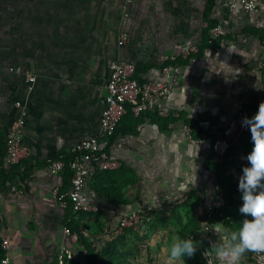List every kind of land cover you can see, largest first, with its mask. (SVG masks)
<instances>
[{"label": "crops", "instance_id": "crops-1", "mask_svg": "<svg viewBox=\"0 0 264 264\" xmlns=\"http://www.w3.org/2000/svg\"><path fill=\"white\" fill-rule=\"evenodd\" d=\"M208 1L108 0L128 2L121 17L127 26L119 35L126 37L125 43L119 46L117 42L115 45L114 41L105 43L97 38L92 48L80 46L77 52L66 51V48L56 53L61 54V58L56 56L48 63L52 73L59 72V79L46 80L45 113L29 114L27 127L21 134L24 146L32 151V156L30 152L23 160L26 164L32 163L30 178L25 185L18 179L10 182L14 191L9 186H0L3 216L0 236L9 240L11 264H49L64 246L78 259L84 258L80 244L71 241L63 231V209L52 195L54 187L61 186L62 176L51 171L46 159L96 131L109 64L118 59L134 63L141 80L169 83L168 96L151 104L148 113L163 117L183 115L208 135L197 142L190 137L183 119L171 123L165 132L145 116L135 134H119L113 139L109 149L111 156L141 179L140 184L150 198L164 196L169 199L173 195L188 194L186 197L196 200L199 196L202 225L210 221V226L220 233H201L205 240L200 242L205 248L230 237L233 231L210 216L211 209H218L223 199L221 191L209 182L211 173L204 163L211 152L212 137L224 149V157L228 160L224 170L228 177H231L229 167L234 164L231 152L239 148L245 150V146L236 141V115L243 106L252 113L264 91V75L255 68L260 56L258 42L264 35V26L259 24L260 17H264V0H259L257 13L244 11L238 5L231 8V0ZM206 8H209L208 19L226 31L225 43L202 47L194 58H183L179 52L182 47L202 41ZM113 11L117 23L118 13ZM100 36L99 32L96 37ZM165 65L169 71L160 74ZM34 85V90L43 87L41 82ZM39 99L44 101L41 95ZM59 102L64 105L57 106ZM89 110L91 115L87 114ZM123 177L117 174L114 178L118 189L122 187ZM147 196L143 195L146 200L141 204L130 201L127 194L126 201L120 203V194H116L110 207L105 203L100 205L102 210L115 214L130 213L140 206L154 204ZM244 219L246 217L241 214L240 224ZM240 224H236V230ZM247 254L241 264H252ZM216 263L221 264L218 260Z\"/></svg>", "mask_w": 264, "mask_h": 264}, {"label": "rangeland", "instance_id": "rangeland-1", "mask_svg": "<svg viewBox=\"0 0 264 264\" xmlns=\"http://www.w3.org/2000/svg\"><path fill=\"white\" fill-rule=\"evenodd\" d=\"M107 1L0 0L1 139L6 137L7 130L14 118L15 110L13 107L15 99L20 97L26 101L29 114L32 113L33 115L34 113V116H36L38 114L37 111L45 113L46 80L59 79L57 75L59 72L52 73L48 65L49 62L55 60L56 56L61 58V54H56L57 52L66 50V48V51L77 52L80 46L90 49L97 38H100L105 43L114 41L115 45L116 42L118 44L119 35L125 32L124 28L127 26L121 17L124 16L125 6L128 2ZM113 9L118 13L117 23L113 18ZM99 32L101 36L96 37ZM110 36L112 37L110 38ZM195 44V41L191 42L182 47L179 52L183 48H193ZM17 66L24 71L15 72L14 68ZM27 75L34 76L35 82L43 84V87L39 89L40 91L37 88L34 90L35 82L32 84L33 86L24 85L27 81ZM69 75L71 77V71ZM37 90L40 94L37 93ZM39 95L43 96L44 101L40 102V99L38 100ZM261 102H264V91L261 94L259 105ZM56 105L59 107L63 106L64 102H59V105ZM259 105L252 108V113L249 110L248 113L251 117L257 113ZM41 106H44V110H42ZM35 108H38V110ZM247 110L248 108L246 107V112ZM87 114L91 115L90 110ZM26 127L27 124L25 129ZM244 140V151L239 148L236 152H231L233 155L232 159H234V164L229 167L230 172H228L231 177H234L235 174L238 175L236 178H240L243 167L250 166L246 157L253 149L251 132L244 137ZM196 141L199 142L200 140ZM236 141L241 143V138ZM214 150L216 151L215 159L217 161L226 158L224 157V149L219 144L217 149L214 148ZM28 154L32 156V151L29 148H27L26 153L23 154L19 161L25 160L29 156ZM208 171L211 173L209 182L216 187L213 180V172L211 170ZM123 176L122 187L119 189L120 198H123L125 202L127 194H129L130 201L142 204L146 200L143 199V195L147 196L145 193L147 191L143 190L140 184L141 179L131 174V172L123 174ZM115 177H111L112 182L103 184V186L106 185L108 187L109 185L110 187L108 188L110 190H112L111 188L118 190L119 185H114L115 183L113 182ZM29 178L28 175L23 180L20 177H16L14 180L18 179L21 184L25 185ZM125 188L127 189L125 190ZM103 192L106 194V191ZM186 196L177 197V195H173V198L169 199L163 198L164 196L151 198L147 196L148 201L154 204L143 205L144 207L140 206L136 210L138 220L122 229L116 227L115 212L100 209L97 212H91V216L84 218L82 229H86L90 234L99 238L101 246L104 244L105 258L102 264H167L169 258L168 250L177 237L180 239L190 237L198 245L193 257L188 258L185 256L183 258L186 264H203L200 254L205 246L202 245L200 240H205V237L203 239L201 233H206L205 230L211 228L210 221H207L208 224L204 226L201 223L202 221L199 217L201 199L199 196L196 200H191ZM241 196L236 197L240 199ZM213 210L215 208L211 209V218H213ZM246 218L252 219L250 216ZM247 256H251V253H248Z\"/></svg>", "mask_w": 264, "mask_h": 264}, {"label": "built area", "instance_id": "built-area-1", "mask_svg": "<svg viewBox=\"0 0 264 264\" xmlns=\"http://www.w3.org/2000/svg\"><path fill=\"white\" fill-rule=\"evenodd\" d=\"M239 6L241 9L251 13H257L259 9V0H231L229 6ZM259 24L264 26V17H260ZM206 26V24L204 25ZM209 42L221 38L220 45L225 43L224 36L226 31L220 24H216L208 31ZM126 37L118 38V45L122 46L125 43ZM260 56L256 63V70L264 75V37L259 42ZM197 44L193 48H183L180 55L187 57L189 53L197 52ZM14 71L19 73L24 71L17 66ZM169 71L168 66H163L160 69V74H166ZM135 64L126 60H113L109 64V72L105 84V94L102 97V107L98 119V127L94 133L87 137L79 139L75 144L71 145L69 151L72 158L65 162L60 156L56 160L47 159V165L55 174L61 175L65 166L68 165L71 172L70 186L65 193L59 194V187L53 189L52 195L55 202L61 209L67 206L68 201L72 204V212L70 217H76L79 212H97L102 208L100 203L111 204L97 196L89 187L92 177L96 172H105L116 170L120 166V161L112 157L110 151H106L107 140L115 132L116 126L126 113L127 107L130 108L134 115L147 110L151 104L156 103L168 96L170 85L167 82L159 80L145 79L139 83L134 78ZM27 83L31 86L35 82L34 76L27 75ZM14 118L11 121L10 127L6 133L5 147L6 155L0 156V168L2 164L5 168L19 162L23 154L26 153L27 147L22 142V129L26 126L29 118V108L23 98L14 100ZM248 117L246 107L243 106L237 111L236 115V137H243L250 132L247 126L242 125V121ZM249 118V117H248ZM217 149V143H215ZM11 190H15L9 182L5 184ZM242 195V193H240ZM242 197V196H241ZM138 220L136 211L130 213L116 214V227L126 228ZM3 225V216L0 211V230ZM64 233L70 237V240L77 242L79 235L71 233L64 226ZM80 234L88 238L94 246H100L99 238L90 234L86 229H82ZM1 237V248L4 250V257L0 259V264H11L8 250L9 240L6 237ZM209 248H204L201 251L202 258L205 264H217L216 259L212 256H207L204 253ZM74 253L66 246L62 247L57 253L55 259L49 264H69V261L74 260ZM251 263L261 264L260 257L257 254L251 253ZM85 264V263H78Z\"/></svg>", "mask_w": 264, "mask_h": 264}, {"label": "trees", "instance_id": "trees-1", "mask_svg": "<svg viewBox=\"0 0 264 264\" xmlns=\"http://www.w3.org/2000/svg\"><path fill=\"white\" fill-rule=\"evenodd\" d=\"M208 2H212V0H209ZM208 16H209V8H206L203 14V21L206 23V26L204 29V33H203L204 35L202 41L197 45L198 48L197 52L189 53L187 57H183V56L181 57L186 59L194 58V56L198 54V52L201 50L202 47H207L208 45H220L219 43L221 38H217L216 40L209 42L208 31L211 27L215 26L216 24L210 21L208 19ZM262 37H264V35ZM137 72H138V67L135 66L134 78L137 79L139 83L144 82L145 80H141L137 77ZM147 111L148 110H144L140 112L138 115H134L130 110V108L127 107L126 113L122 116L121 120L117 124L114 134L108 138L105 150L107 152L109 151L110 145L112 144L113 139L117 135L125 134V133L135 134L137 125L141 123L143 117L145 116L150 117L155 123H157L161 131L167 132L169 130L168 126L171 123H175L178 120L183 119L184 124L189 131V135L193 140L195 141L200 140L203 136L208 135V133L205 130H202L200 127H198V125L194 121L187 119L183 115L163 117L157 114H150ZM248 112L249 110H247L246 113L248 117L251 118ZM248 133H246L243 137H241V144L243 145L245 144L244 137L247 136ZM5 139L6 137L2 139L0 138V156L2 158L6 155ZM212 139L213 141L211 146V152L209 156L205 159L204 165L207 170H211L213 172L214 184L221 191V195L223 199V204L218 209L213 210L212 212L213 218L221 220L225 226L229 227L232 231H236V224L237 223L240 224L239 220L241 213L239 209L243 204L242 197L240 199L236 197V196H240L241 193L238 190L239 178L228 177L226 175L224 167L228 163V160L227 158H222L219 161L215 159V155H216V151L214 150L215 139L213 137ZM60 156L65 160L66 163H68V161L72 158V154L69 151V149L63 148L57 154L52 155L48 159L56 160ZM46 164H47V160H46ZM31 171H32L31 162L25 164L24 161L21 162L19 161L14 165L9 166L8 168H5L4 165L2 164V167L0 168V186L5 185L7 182L10 183L16 177H20L23 180L25 177H28V174ZM127 172H131V170L128 167H126L125 164L123 163H121L119 168L116 170L96 172L91 179L89 187L97 196L111 203L112 200H115L116 194L117 195L120 194V190L119 189L116 190L113 188H111L112 190H110V188H108L110 187L109 185L107 187L106 185L103 186V184L106 183L108 184L112 180L110 179L111 177H115L117 176V174L123 175ZM61 176H62V183L61 186L59 187V194L65 193L70 186L71 172L69 170L68 165L65 166V169L61 173ZM102 190L106 191V194H104ZM118 201L120 203L124 202L122 198H119ZM71 212H72V204L70 201H68L67 206L63 209V216L61 222L66 228L70 230L71 233H76L79 235L78 244H80L84 258L78 259L77 257H75L74 260L69 261V264H78V263L102 264L105 258L104 256L105 253L103 248L104 244L98 247L94 246L93 243L88 240V238L80 234V231L83 228L82 221L86 216L90 215L91 212H79L76 215V217H70ZM3 257H4V250L1 248V237H0V259ZM248 259L252 261L251 256H248ZM202 261L203 264H205L203 258Z\"/></svg>", "mask_w": 264, "mask_h": 264}, {"label": "clouds", "instance_id": "clouds-1", "mask_svg": "<svg viewBox=\"0 0 264 264\" xmlns=\"http://www.w3.org/2000/svg\"><path fill=\"white\" fill-rule=\"evenodd\" d=\"M242 125L250 129L253 149L246 157L250 166L243 167L239 178L238 190L243 201L239 211L252 219H244L226 241L212 243L204 253L221 264H241L247 253H253L264 264V102L260 103L253 117L244 118ZM195 182L196 176L192 181L193 187ZM208 231L219 233L215 227L205 230ZM197 249L198 245L192 238L177 237L168 250L167 264H186L183 258L193 257Z\"/></svg>", "mask_w": 264, "mask_h": 264}]
</instances>
